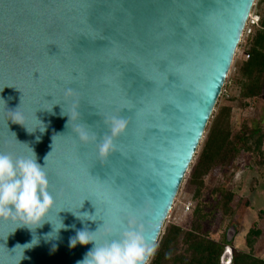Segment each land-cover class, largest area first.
I'll return each instance as SVG.
<instances>
[{
    "label": "water",
    "instance_id": "95a60500",
    "mask_svg": "<svg viewBox=\"0 0 264 264\" xmlns=\"http://www.w3.org/2000/svg\"><path fill=\"white\" fill-rule=\"evenodd\" d=\"M254 1L0 0V153L47 156L54 200L35 231L0 221V264H78L93 245L70 247L77 232L101 227L103 242L129 219L156 244ZM112 115L128 123L101 160L72 128L99 138ZM231 258L226 246L220 264Z\"/></svg>",
    "mask_w": 264,
    "mask_h": 264
},
{
    "label": "rangeland",
    "instance_id": "374dc122",
    "mask_svg": "<svg viewBox=\"0 0 264 264\" xmlns=\"http://www.w3.org/2000/svg\"><path fill=\"white\" fill-rule=\"evenodd\" d=\"M263 11L262 0H255L221 94L163 223L155 249L168 226L176 225L188 230L192 225L200 223L201 233L215 241L226 239L228 229L234 227L233 239L226 244L232 253V248H244L245 234L250 227H255L262 231L255 246V255L264 259V170L252 162L250 152L243 150L244 144L234 138L256 124H259L264 133V80L259 95L244 97L246 81L239 73L241 64L249 59L248 51L251 50L254 37L259 30V20ZM224 108L229 109L227 123L231 146L238 149L239 153L225 164H214L203 177L204 187L197 194V188L191 182V174L209 130ZM224 189H230L235 195L231 204V209L235 211L232 215H222L216 208L220 199L219 192ZM197 205L199 215L204 217L203 220H200L199 216L196 217L198 213L194 215Z\"/></svg>",
    "mask_w": 264,
    "mask_h": 264
},
{
    "label": "clouds",
    "instance_id": "9594fccd",
    "mask_svg": "<svg viewBox=\"0 0 264 264\" xmlns=\"http://www.w3.org/2000/svg\"><path fill=\"white\" fill-rule=\"evenodd\" d=\"M67 95H71V90ZM65 115L68 116L67 128L78 119L75 108ZM12 122L24 127L23 116L16 111L13 113ZM103 123L108 128V133L99 138L95 132L89 131L82 124H76L72 131L82 144L98 142V157L106 160L115 151L114 141L125 132L128 122L119 115H112L105 117ZM39 130L43 133L45 128ZM29 150L30 155L27 156L0 153V221L15 223L18 224V228L35 231L45 222L51 223L47 217L54 200L49 191V181L45 171L47 156L44 165L41 166L34 151L31 148ZM74 215L81 219L80 214ZM84 215L88 214L82 216ZM59 222L60 226L53 228L56 233L64 228L62 221ZM100 228L91 233L87 230L79 231L70 239V247H75L77 244L93 245L78 264H150L156 250L155 245L146 242L142 229L136 225L134 219H129L124 229L118 233L106 228L103 242L97 239Z\"/></svg>",
    "mask_w": 264,
    "mask_h": 264
},
{
    "label": "trees",
    "instance_id": "16d2710c",
    "mask_svg": "<svg viewBox=\"0 0 264 264\" xmlns=\"http://www.w3.org/2000/svg\"><path fill=\"white\" fill-rule=\"evenodd\" d=\"M262 2L264 4V0ZM258 27L252 48L248 51L249 59L239 68L240 75L246 81L244 97L259 95L264 80V11L260 16ZM228 116V108H224L223 112L218 114L196 160L191 182L196 186L197 194L204 187L203 177L214 164H225L239 153L238 149L231 146ZM234 138L244 144L243 150L250 152L252 162L264 170V133L259 124ZM219 194L220 199L216 208L222 215H232L235 212L231 209L234 193L230 189H224ZM199 213V205H197L194 215L203 220L204 217ZM261 234V230L250 227L244 237V248H232L230 264H264V259L255 255V246ZM226 244V239L215 241L202 234L200 223L192 225L188 230L170 225L159 239L150 264H220Z\"/></svg>",
    "mask_w": 264,
    "mask_h": 264
},
{
    "label": "crops",
    "instance_id": "0c3cea01",
    "mask_svg": "<svg viewBox=\"0 0 264 264\" xmlns=\"http://www.w3.org/2000/svg\"><path fill=\"white\" fill-rule=\"evenodd\" d=\"M257 245V244H256Z\"/></svg>",
    "mask_w": 264,
    "mask_h": 264
}]
</instances>
